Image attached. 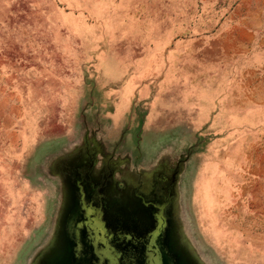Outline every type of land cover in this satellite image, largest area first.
<instances>
[{"label":"rangeland","instance_id":"374dc122","mask_svg":"<svg viewBox=\"0 0 264 264\" xmlns=\"http://www.w3.org/2000/svg\"><path fill=\"white\" fill-rule=\"evenodd\" d=\"M216 95L154 130L162 104ZM112 148L132 184L177 164L190 264H264V0H0V264L58 261L60 172Z\"/></svg>","mask_w":264,"mask_h":264},{"label":"flooded vegetation","instance_id":"af4514ba","mask_svg":"<svg viewBox=\"0 0 264 264\" xmlns=\"http://www.w3.org/2000/svg\"><path fill=\"white\" fill-rule=\"evenodd\" d=\"M106 151L105 163L88 158L60 172L69 194L60 229V264H174L163 239L168 214L171 220L174 216L177 164L170 175L162 165L161 173L146 167L150 182L132 184L120 179L129 163L116 170L117 150ZM144 157L149 155L141 154L134 164L143 165L139 160Z\"/></svg>","mask_w":264,"mask_h":264},{"label":"crops","instance_id":"0c3cea01","mask_svg":"<svg viewBox=\"0 0 264 264\" xmlns=\"http://www.w3.org/2000/svg\"><path fill=\"white\" fill-rule=\"evenodd\" d=\"M223 36L227 38H229L230 36H234V34H230V33H223ZM223 48V53L225 54V50H227V54H229V50L230 49H239V45H235L234 43H223L222 45ZM230 100V99H229ZM229 100H226V97L224 96H207L206 100L201 101L199 98L197 99V101L194 102H190L188 99L186 100H181L180 102L177 101H168L167 102V107H164V104H162L163 106L159 107V112L155 113L158 114L156 116V122H157V127L154 128V130H157L159 132H164V133H168V130H171L173 128H176L178 126L181 125H173L172 121L173 120H184L186 118L187 113L192 112L194 109V107H197V105L199 106V112L202 114V118L204 119H210L211 115L214 113L215 109H217L216 105H218V103H220L223 107L224 103H228ZM233 102H235V100L233 99ZM239 103V101H238ZM203 105V106H202ZM201 106V109H200ZM218 110V109H217ZM223 113L225 112L222 111ZM182 126V125H181ZM115 140V139H113ZM117 142V141H116ZM115 142V143H116ZM114 143V141H113ZM146 156H148L146 154Z\"/></svg>","mask_w":264,"mask_h":264},{"label":"water","instance_id":"95a60500","mask_svg":"<svg viewBox=\"0 0 264 264\" xmlns=\"http://www.w3.org/2000/svg\"><path fill=\"white\" fill-rule=\"evenodd\" d=\"M174 217V216H173ZM170 214H168V220L164 231L163 246L166 251L169 252L174 264H190L185 257L184 248H182L180 238L178 236V229L176 226V220ZM53 264H60V258Z\"/></svg>","mask_w":264,"mask_h":264}]
</instances>
